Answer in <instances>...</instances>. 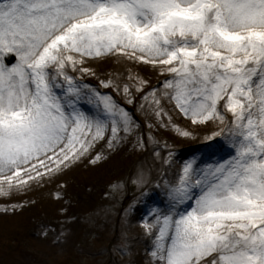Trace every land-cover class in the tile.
<instances>
[{"label": "snow or ice", "instance_id": "1", "mask_svg": "<svg viewBox=\"0 0 264 264\" xmlns=\"http://www.w3.org/2000/svg\"><path fill=\"white\" fill-rule=\"evenodd\" d=\"M160 129L204 144L179 157ZM128 146L104 199L137 190L143 264H264V0H0V208Z\"/></svg>", "mask_w": 264, "mask_h": 264}, {"label": "rangeland", "instance_id": "2", "mask_svg": "<svg viewBox=\"0 0 264 264\" xmlns=\"http://www.w3.org/2000/svg\"><path fill=\"white\" fill-rule=\"evenodd\" d=\"M134 70L155 82L156 77L150 69ZM100 71L115 73L124 69L111 64L103 66ZM91 82L97 83L95 80ZM127 107L131 110L130 105ZM137 119L143 122L139 114ZM180 123L188 127L183 120ZM205 134L204 130H200L196 138H185L166 129L153 133L161 144L167 141L171 149L183 158L198 154ZM191 146L195 147L191 149ZM140 155L128 146L96 166L86 162L74 165L59 182L47 183L23 195H13L11 203H28L15 213H5L0 208V264H127L129 260L143 264L145 238L139 223L147 209L138 206L128 216V222L123 219V209L133 202L138 195L137 190L129 183L116 199H104L109 182L118 178L127 179L129 171L137 166ZM146 160L152 165L150 155ZM57 193L61 199L57 198ZM4 202V198L0 197V205ZM105 208L110 215L102 214L101 210ZM96 212L101 214L94 216L92 222L85 221V217ZM73 217L76 219L69 224ZM44 230L49 232L47 238L42 236ZM61 231L67 233L62 238L63 243H53V238ZM125 235L129 238L131 255L121 257L113 249L120 245Z\"/></svg>", "mask_w": 264, "mask_h": 264}]
</instances>
